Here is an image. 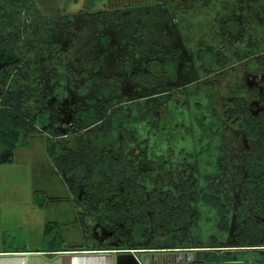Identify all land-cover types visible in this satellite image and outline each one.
<instances>
[{
	"label": "rangeland",
	"instance_id": "374dc122",
	"mask_svg": "<svg viewBox=\"0 0 264 264\" xmlns=\"http://www.w3.org/2000/svg\"><path fill=\"white\" fill-rule=\"evenodd\" d=\"M31 2L29 11L19 8L13 27H0L2 38L9 32L21 37L7 51L0 47V91L22 92L30 108L25 116L32 119L27 130L18 131L13 148L0 146L5 159L0 164V246L3 242L5 247H15L24 238L31 246L45 248L59 237L63 246L86 243L69 177L55 167L53 156L62 154L58 138L65 146L78 149L70 136L77 128L94 129L96 140L104 139L100 108L115 93L96 94L97 74L120 76L118 92L127 96L122 125L134 137L127 156L148 177L146 190L155 188V176L150 174L155 172L163 181V190H171L174 196L216 195L235 232V209L244 197L231 174L233 159H243L252 141L245 129L228 124L223 108L245 98L251 115L264 110V67L259 73L252 72L240 59L264 54V0ZM227 19L236 22L237 34L223 31ZM42 27L45 36L38 33ZM176 47L179 54L172 77L158 75L154 85H142L132 78L147 69L148 61L163 59ZM199 49L206 56L203 61L196 58ZM215 52L219 60L223 57L222 68L214 58L210 60ZM78 108L79 126L74 123ZM142 111L147 113L145 119L139 116ZM10 120L14 122L13 115ZM111 137L107 146L116 156L120 131L112 130ZM50 144L55 145L53 155ZM226 195L232 198V206L226 203ZM191 207L200 214L198 224L189 225L194 240L210 242L209 236L216 234L231 240L216 227L217 209L201 199L191 202ZM54 223L58 227L44 236V225ZM133 229L148 244L162 241L150 235L149 224ZM109 234L101 227L93 232L102 244H107L102 240ZM244 258L263 264L264 251L195 255L196 260L214 264Z\"/></svg>",
	"mask_w": 264,
	"mask_h": 264
},
{
	"label": "trees",
	"instance_id": "16d2710c",
	"mask_svg": "<svg viewBox=\"0 0 264 264\" xmlns=\"http://www.w3.org/2000/svg\"><path fill=\"white\" fill-rule=\"evenodd\" d=\"M32 0H0V27H13L19 8L23 7L29 11ZM92 3V0H88ZM32 3V2H31ZM33 4V3H32ZM223 31L237 34L236 22L227 19L223 22ZM40 31V32H39ZM41 36H45L44 28L38 29ZM19 33H11L7 38L0 37V47L7 51L14 44L20 42ZM179 48L173 53H167L163 59H153L147 62V69L140 70L132 75V78L142 85H154L158 75L167 74L173 76L177 63ZM218 53H213V58L220 67L224 62ZM199 49L196 58L203 61ZM244 60V67L252 72H260L264 67V54H252ZM208 62V61H207ZM96 94L114 92L115 95L107 98L100 108V129L103 131L104 139L96 140L94 129L77 128L71 133L75 138L77 148L67 147L62 139H57L62 154L53 156L55 167L69 177V191L77 209L80 227L86 240L88 249H98L99 241L94 237L95 229L101 227L108 230L110 234L102 242L119 240L122 243L133 242L138 235L133 226L140 224L150 225V235L166 236L183 240H191L189 225H197L200 219L199 212L191 207V202L199 199L212 208L217 209L220 217L217 227L226 231L228 220L223 212L221 200L212 194H202L198 198L195 192L190 194L180 193L174 196L171 190H163V181L155 172V188L146 190L144 182L148 177L143 175L142 169H136L133 162L127 156L128 143L134 141L132 134L123 127L124 116L121 114L123 103L127 100L124 93L118 92L120 76L95 75ZM90 80L85 85H90ZM238 88H243L242 85ZM255 93V89H253ZM81 108L74 112V123L81 124L79 113ZM30 108L23 101V93L17 91H0V146L13 148L19 130H27L32 124V119L25 116ZM14 116V122L10 116ZM140 118L145 119L147 113L142 111ZM223 116L228 124L235 128L245 129L252 144L249 152L243 159L235 158L231 174L239 183L238 189L243 195V201L235 209L234 237L240 243H246L251 237L256 245L264 246V110H259L255 116L248 109V102L240 98L233 107H224ZM118 129L121 133L120 143L117 147L118 154L115 156L109 150L107 143L112 142L111 131ZM89 136V137H88ZM24 139L27 134H23ZM55 145L50 144V154L53 155ZM5 159L0 154V164ZM152 165V161H148ZM242 164V167H238ZM238 165V166H237ZM237 166V167H236ZM83 192V196L79 194ZM229 206L233 200L229 196L224 197ZM258 216L261 220L254 219ZM57 224H45L43 235L55 229ZM147 234V231L142 233ZM214 240V237H210ZM101 243V242H100ZM188 264H199L191 262Z\"/></svg>",
	"mask_w": 264,
	"mask_h": 264
},
{
	"label": "crops",
	"instance_id": "0c3cea01",
	"mask_svg": "<svg viewBox=\"0 0 264 264\" xmlns=\"http://www.w3.org/2000/svg\"><path fill=\"white\" fill-rule=\"evenodd\" d=\"M199 222V221H198ZM237 223V222H236ZM217 227V224H216ZM237 227V226H236ZM218 229V227H217ZM190 230V227H189ZM220 230V229H218ZM231 236V240H223V237L210 235V242L201 243L192 238L183 240L170 235L159 236L161 242L148 244L144 238L136 237L133 242L121 244L119 240H111L107 244L99 241L98 249H88L86 244H75L63 246V238L53 239L49 247L31 246L27 239H23L18 246H0V264H188L199 262V264H214L205 260H196L197 252H226L239 254L241 252L264 251V246L256 245L253 237L246 243H240L234 237L230 229V223L226 231L220 230ZM211 236L214 240H211ZM116 241V242H114ZM219 264H261L253 259L231 261L224 259ZM216 263V264H218ZM264 264V262H263Z\"/></svg>",
	"mask_w": 264,
	"mask_h": 264
},
{
	"label": "flooded vegetation",
	"instance_id": "af4514ba",
	"mask_svg": "<svg viewBox=\"0 0 264 264\" xmlns=\"http://www.w3.org/2000/svg\"><path fill=\"white\" fill-rule=\"evenodd\" d=\"M243 60V59H242ZM257 73H259V72H257Z\"/></svg>",
	"mask_w": 264,
	"mask_h": 264
}]
</instances>
